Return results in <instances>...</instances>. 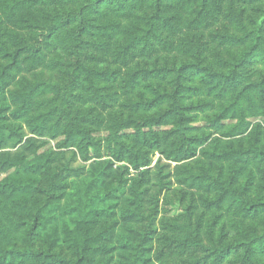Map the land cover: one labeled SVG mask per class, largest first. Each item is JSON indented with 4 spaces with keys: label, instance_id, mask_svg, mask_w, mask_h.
Returning <instances> with one entry per match:
<instances>
[{
    "label": "trees",
    "instance_id": "trees-1",
    "mask_svg": "<svg viewBox=\"0 0 264 264\" xmlns=\"http://www.w3.org/2000/svg\"><path fill=\"white\" fill-rule=\"evenodd\" d=\"M2 91L11 118L55 150L24 183L5 255L21 264H264V0H4ZM8 128L0 115V142ZM67 150L137 171L127 190L120 179L100 198L119 199V212H71L60 229L47 227L69 188ZM155 152L174 174L149 168ZM164 190L162 209L174 199L181 212H165L158 230Z\"/></svg>",
    "mask_w": 264,
    "mask_h": 264
},
{
    "label": "rangeland",
    "instance_id": "rangeland-1",
    "mask_svg": "<svg viewBox=\"0 0 264 264\" xmlns=\"http://www.w3.org/2000/svg\"><path fill=\"white\" fill-rule=\"evenodd\" d=\"M4 3V0L0 1ZM14 106L9 101L5 91L0 92V115L5 118L9 128L4 131L3 139L0 142V264H21L18 257L5 255V249L10 246L13 239H17V230L13 224L16 215L22 210L19 200L25 196L24 183L28 179H36L37 164L45 161L54 152L53 142L45 134H37L30 129V123L24 119L14 120L11 113ZM43 144H50V147L43 148ZM23 158L25 166L12 170L9 167L11 161ZM63 163L68 164L69 172L65 179L69 182L64 199L58 206L51 208L46 215L47 227L55 226L60 229L63 222L73 218L71 212H85L90 216L98 213L101 217L107 216L108 212H119V199H110L100 202V198L107 190L116 189L118 181L126 180L122 185L127 190L130 179L136 177L134 171L127 161L116 162L109 156H102L84 161L75 152L67 150ZM160 163L163 171L174 174L175 163L165 160L163 156L155 152L151 156L149 168ZM144 168H141L143 170ZM149 186L155 184L156 177L150 176ZM173 187H176L173 185ZM158 185L153 187V192ZM122 189V188H121ZM171 193L172 188L170 187ZM113 191V190H112ZM166 191H162L159 197V212L156 222L157 229L162 227L165 212H181L177 201H170L171 207L167 211L162 209Z\"/></svg>",
    "mask_w": 264,
    "mask_h": 264
}]
</instances>
